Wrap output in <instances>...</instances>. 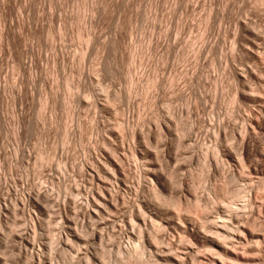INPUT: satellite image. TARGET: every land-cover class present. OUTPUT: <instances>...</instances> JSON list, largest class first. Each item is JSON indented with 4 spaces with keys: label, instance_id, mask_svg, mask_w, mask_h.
<instances>
[{
    "label": "rangeland",
    "instance_id": "obj_1",
    "mask_svg": "<svg viewBox=\"0 0 264 264\" xmlns=\"http://www.w3.org/2000/svg\"><path fill=\"white\" fill-rule=\"evenodd\" d=\"M0 264H264V0H0Z\"/></svg>",
    "mask_w": 264,
    "mask_h": 264
},
{
    "label": "bare ground",
    "instance_id": "obj_2",
    "mask_svg": "<svg viewBox=\"0 0 264 264\" xmlns=\"http://www.w3.org/2000/svg\"><path fill=\"white\" fill-rule=\"evenodd\" d=\"M172 258V257H171ZM176 259V258H175Z\"/></svg>",
    "mask_w": 264,
    "mask_h": 264
}]
</instances>
